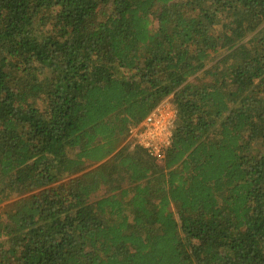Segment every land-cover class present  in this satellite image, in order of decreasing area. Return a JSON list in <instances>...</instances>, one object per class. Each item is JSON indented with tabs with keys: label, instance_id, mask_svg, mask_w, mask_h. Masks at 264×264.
<instances>
[{
	"label": "trees",
	"instance_id": "trees-1",
	"mask_svg": "<svg viewBox=\"0 0 264 264\" xmlns=\"http://www.w3.org/2000/svg\"><path fill=\"white\" fill-rule=\"evenodd\" d=\"M0 264H264V0H0Z\"/></svg>",
	"mask_w": 264,
	"mask_h": 264
},
{
	"label": "built area",
	"instance_id": "built-area-1",
	"mask_svg": "<svg viewBox=\"0 0 264 264\" xmlns=\"http://www.w3.org/2000/svg\"><path fill=\"white\" fill-rule=\"evenodd\" d=\"M176 117V109L170 98H167L138 127L131 130L130 138L146 150L152 159L161 163L171 144Z\"/></svg>",
	"mask_w": 264,
	"mask_h": 264
},
{
	"label": "rangeland",
	"instance_id": "rangeland-1",
	"mask_svg": "<svg viewBox=\"0 0 264 264\" xmlns=\"http://www.w3.org/2000/svg\"><path fill=\"white\" fill-rule=\"evenodd\" d=\"M104 195V193H100L96 198H98V197H100V196H103ZM95 198V199H96Z\"/></svg>",
	"mask_w": 264,
	"mask_h": 264
}]
</instances>
